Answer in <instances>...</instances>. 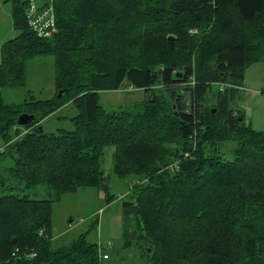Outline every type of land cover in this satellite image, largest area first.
<instances>
[{
    "label": "trees",
    "instance_id": "1",
    "mask_svg": "<svg viewBox=\"0 0 264 264\" xmlns=\"http://www.w3.org/2000/svg\"><path fill=\"white\" fill-rule=\"evenodd\" d=\"M26 5L12 0L16 36L0 47V158L14 162L0 167V264H104L106 247L88 238L97 216L67 241L52 213L86 186L113 201L111 173L136 178L122 199L121 248L137 247L146 264H264V130L237 107L246 68L264 61V0H54L48 38ZM42 55L55 63L54 96L5 102L2 90L25 87L27 62ZM126 85L145 97L107 111L100 91ZM69 104L72 128L47 132L42 120ZM26 112L35 118L19 125ZM43 185L48 197L23 193Z\"/></svg>",
    "mask_w": 264,
    "mask_h": 264
},
{
    "label": "rangeland",
    "instance_id": "2",
    "mask_svg": "<svg viewBox=\"0 0 264 264\" xmlns=\"http://www.w3.org/2000/svg\"><path fill=\"white\" fill-rule=\"evenodd\" d=\"M12 0H0V44L16 36V31L11 21ZM196 29L197 28H191ZM190 29V30H191ZM191 33V32H190ZM197 33V32H196ZM26 69V85L25 87L4 88L3 99L7 103H18L26 99L29 94H34L37 99H47L53 97L56 90L54 87V62L51 56L35 57L27 62ZM246 81L250 86L264 87V61L253 63L247 68ZM248 76V77H247ZM246 84V83H245ZM256 84V85H252ZM215 88L218 85L214 86ZM129 88V89H128ZM161 88H156L157 93H162ZM248 89V87H247ZM245 90V94L241 93L240 108L246 114V121H252V126L258 130H264V94L250 92ZM150 96V93H148ZM247 96L248 101L244 98ZM145 97L143 89H135L126 87L120 90L100 91V103H102L107 111L132 109L134 104L139 103ZM238 99V101H239ZM76 113V108L71 104L61 108L57 113L42 120L44 129L47 132H55L59 128H72V121L62 116H72ZM24 134L29 128L20 127ZM13 138L11 142L17 139L15 128L11 131ZM4 145V139L0 135V150ZM234 146L233 142L223 144L222 149L225 155H229V149ZM113 148H106L103 155V168L106 173H111L113 166L112 157ZM14 162L11 158H0L1 166H13ZM136 178L129 176L128 178H119L111 173L108 188L111 194H115V198L111 202L106 201V191L103 188L86 186L79 188L72 193L62 195L58 202L54 203L52 218L53 232L57 237H64L67 241L72 240L80 233L85 232L90 222L96 216L98 224L95 229H90L88 238L92 241H110L114 248L119 250L116 254H111L104 264H146L145 259L140 257L141 253L138 248L133 246L130 250L122 249V199L128 194L129 188ZM24 194L32 198L48 197V190L45 185L29 188L23 191Z\"/></svg>",
    "mask_w": 264,
    "mask_h": 264
},
{
    "label": "built area",
    "instance_id": "3",
    "mask_svg": "<svg viewBox=\"0 0 264 264\" xmlns=\"http://www.w3.org/2000/svg\"><path fill=\"white\" fill-rule=\"evenodd\" d=\"M27 9L26 17L31 29L39 36L51 37L57 30V19L54 0H26ZM191 33L196 32V29H191ZM188 155V153H185ZM178 161L170 165L172 170H176ZM100 248L105 246L106 249L100 252L102 259H108V250L113 244L110 241H99ZM33 255V253L31 254Z\"/></svg>",
    "mask_w": 264,
    "mask_h": 264
},
{
    "label": "crops",
    "instance_id": "4",
    "mask_svg": "<svg viewBox=\"0 0 264 264\" xmlns=\"http://www.w3.org/2000/svg\"><path fill=\"white\" fill-rule=\"evenodd\" d=\"M13 26V25H12ZM3 44V43H2ZM2 44H0V47H1V45ZM0 53H1V49H0ZM247 73V70L245 71V77H244V81H243V86H241V88L239 89V96L241 97V95L245 92V90L247 89V87H248V89H249V91L251 92H256L257 93V91L256 90H259L260 92H259V94H262V96H263V90H264V87L261 85V86H250L247 82H245L246 81V74ZM248 77V76H247ZM246 83V84H245ZM252 85H256V84H252ZM247 89V90H248ZM242 93V94H241ZM245 94V93H244ZM247 101H248V99L249 98H247V96L245 95V97H244ZM241 99L242 98H240L239 99V101H238V103H237V107L238 108H240V103H241ZM263 103H264V100H263ZM241 109V108H240ZM244 112V111H243ZM244 114H245V112H244ZM245 117H246V114H245ZM250 123H251V125H252V121L250 120L249 121Z\"/></svg>",
    "mask_w": 264,
    "mask_h": 264
},
{
    "label": "water",
    "instance_id": "5",
    "mask_svg": "<svg viewBox=\"0 0 264 264\" xmlns=\"http://www.w3.org/2000/svg\"><path fill=\"white\" fill-rule=\"evenodd\" d=\"M173 37L171 36L170 39H172ZM178 76H181V73H178ZM61 93H59L60 95ZM35 118V116L33 114H30L28 112L26 113H22L18 116L17 118V122L19 125H26L28 122H30L31 120H33ZM148 251H150V248H147Z\"/></svg>",
    "mask_w": 264,
    "mask_h": 264
}]
</instances>
